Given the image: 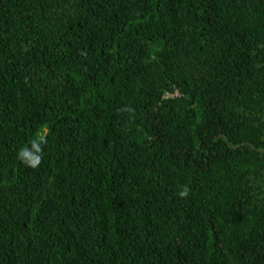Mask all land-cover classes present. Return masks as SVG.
Instances as JSON below:
<instances>
[{"label":"trees","instance_id":"obj_1","mask_svg":"<svg viewBox=\"0 0 264 264\" xmlns=\"http://www.w3.org/2000/svg\"><path fill=\"white\" fill-rule=\"evenodd\" d=\"M0 264H264V0H0Z\"/></svg>","mask_w":264,"mask_h":264}]
</instances>
